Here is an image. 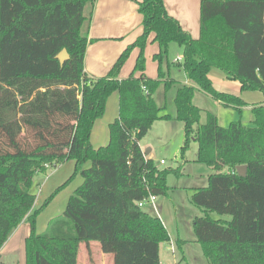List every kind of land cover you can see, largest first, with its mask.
Here are the masks:
<instances>
[{
	"label": "trees",
	"instance_id": "1",
	"mask_svg": "<svg viewBox=\"0 0 264 264\" xmlns=\"http://www.w3.org/2000/svg\"><path fill=\"white\" fill-rule=\"evenodd\" d=\"M95 1L0 0V251L25 221L26 264H79L82 243L92 241L112 251L113 264H162L168 228L139 202L167 195V176L180 169L160 168L145 157L140 142L155 121L175 118L184 123L183 152L197 141L196 161L214 169L208 185L191 195L203 210L194 231L205 256L210 264H264V105L252 108L254 125L236 121L225 127L212 112L200 124L203 109L194 103L197 86L224 106L247 105L215 87L213 69L239 80L243 91L264 92V0H202L199 38L168 12L164 0H141L143 33L101 77L85 70L91 40L82 34L85 6ZM152 34L160 46L157 78L144 73ZM173 43L183 48L179 63L196 86L179 84L162 69ZM134 48V71L121 80ZM64 49L69 57L62 61ZM162 83L166 90L178 85L176 116L161 114L154 98ZM114 92L120 94L119 116L110 124L109 143L95 148L94 125ZM66 160L76 161L73 175L35 208V176ZM240 165L247 166L245 174ZM77 175L83 182L63 214L39 233L37 217ZM184 242L177 239L180 249Z\"/></svg>",
	"mask_w": 264,
	"mask_h": 264
},
{
	"label": "rangeland",
	"instance_id": "2",
	"mask_svg": "<svg viewBox=\"0 0 264 264\" xmlns=\"http://www.w3.org/2000/svg\"><path fill=\"white\" fill-rule=\"evenodd\" d=\"M173 46L174 47H171L168 55L164 58L163 70L166 72L171 71L173 77L177 80H183L186 77L183 67L180 63H174V57H182V54L179 52L182 47L176 43H174ZM221 75L223 76L222 79L216 78L215 82L222 87V89H226L229 86L225 83L230 84L231 88H233V85L239 84L241 88L239 80L228 78L223 74ZM191 84L196 86L194 82H191ZM176 85L177 84H174L173 87H178V85ZM174 88L172 90H174ZM157 90L156 99L158 102L163 105L167 103V111H173L169 112L176 116V106L171 93L168 94V92L164 90V85L162 84ZM195 95H197L195 98L197 97L198 105L204 109L200 122V124H202L206 121L209 111L218 114L219 110L218 107H216L218 106V100L201 89H199V91L196 89ZM243 97H245V100L249 101L251 105L257 106L264 102V92L261 90H245ZM111 110L112 108L110 107V116L112 114ZM226 114L227 120L224 125L225 127H229L236 121L242 122L246 126L254 125L251 110L240 111L229 109L226 111ZM198 126L199 124L196 127ZM184 142V123L175 118L171 120L159 119L155 121L147 135L141 140L144 151L148 148L153 149V151H150L148 154V157L153 159L158 166L160 165V168L164 169L171 167L180 169L179 174L174 172L168 174L167 183L170 186L169 192L167 195L158 196L156 201L157 206L161 204L158 209H160V213H162V217L171 237L169 242H164L161 245L162 264H210L204 254L202 245L196 241V234L194 231V219L197 216H201L203 210L191 201V195L195 188L208 185V176L210 173L214 172V170L207 164L196 161L199 148L197 141L191 140L189 147L183 152L182 146ZM162 159L165 160L164 164L160 163ZM50 167H52V165ZM57 167H60V165ZM54 169L55 167L53 166L47 173L49 174ZM72 172L73 166L64 163V165L58 169V172L48 179L45 184L41 187L36 186L35 192L37 194V201L35 203V208L42 206L45 199L59 185L67 181ZM46 174L41 173L40 176L46 179ZM80 180V175L75 176L72 183H70V188L62 190L61 193L56 196L55 200L39 214L37 217V231L39 233L47 229L52 219L63 214L69 193H71L75 187H79ZM152 207V203H146L144 209L148 211L151 210ZM212 216L216 218L222 217L224 219L231 218L230 215H220L216 212H213ZM27 228L30 229V224L22 222L13 229L10 236H12L13 232L17 229H20V236H22L24 235L23 231ZM10 236V240L6 242L1 249L0 264H26L25 236H18L16 238ZM179 238L185 240L182 249L176 244ZM172 247L174 248L172 249ZM79 264H113V253L101 242H93L88 245L84 243L79 254Z\"/></svg>",
	"mask_w": 264,
	"mask_h": 264
},
{
	"label": "crops",
	"instance_id": "3",
	"mask_svg": "<svg viewBox=\"0 0 264 264\" xmlns=\"http://www.w3.org/2000/svg\"><path fill=\"white\" fill-rule=\"evenodd\" d=\"M139 1L141 0H96L95 2H88L86 4L85 10H84L86 20L82 27V34L84 36H87L88 39L91 40L87 46V51L85 55V70L89 75L94 76V77H101V76L107 75L111 71L113 66L115 65L119 56L124 52V50L129 45L133 44L137 40V38L143 33V30H144L143 15L138 10ZM164 2H165L168 12L180 21L183 28L186 31H188L193 36V38H199L201 35V2L202 0H164ZM153 38H154V34L150 36L149 42L145 49L146 69L144 70V73L149 78H157L159 76V61L156 60L154 56L160 51V46H159V43L154 41ZM173 44L170 45L169 51L171 47H174ZM179 52L180 54H182V57L180 56L174 57V61H175V62L173 61L174 63H179L182 61L183 48H180ZM138 55H139V48H135L131 52L129 58L123 65L122 69L120 70L119 79L121 80L127 79L133 73L136 62H137ZM163 64H162V69H163ZM165 73L167 75V78L170 77V78L176 79L175 77H173L171 71L170 72L165 71ZM221 74L225 75L224 73L218 71L217 69H213L210 73V77L212 78L215 87L220 91H225V92H229V93L241 96L245 100V97H243L244 91L240 88L239 84L233 85L232 86L233 88H231L230 84L225 83L229 86L226 89H222V87H220L215 82L216 78L222 79L223 76ZM140 75H141L140 71H137L135 73L136 77H139ZM177 81L179 82V84H191V81L187 78V75L183 80L181 79ZM162 85L164 84L162 83ZM173 88L174 87L172 86L170 87L169 90H166L164 86V90H166L168 94L171 93V96L174 100L178 87L172 90ZM196 89H198L199 91V88L197 86H196ZM156 96H157V92L155 93L154 98L157 104L160 107L164 108L161 114L169 113L172 115L173 113H170V112H173V111H170V110H169L170 112L167 111V103H165L164 105L162 103H159L158 100L156 99ZM195 96L197 95H194L195 105L202 108L200 105H198L197 97L195 98ZM119 103H120V94L119 92H114L108 99L105 115L102 118L98 119L94 125L93 132L91 135V142L95 148L105 146L109 143L110 124L119 116V105H120ZM217 103H218V106L216 107H218L219 111H218V114L216 115L219 118L223 126L225 125L226 120H227L226 119L227 110L236 109L240 111H244V110L252 111V108L256 106V105H251L249 101H246L247 105L243 107H234V106L227 107V106H224L219 100L217 101ZM259 105H264V102H262ZM110 107L112 108L111 116L109 114ZM234 118H235V115H234ZM253 120H254V116L252 118V121ZM141 147H142V144H141ZM142 149L145 154L143 147ZM152 151L153 149H151V152ZM148 154H145L146 158H149ZM64 163H68L73 166V172L71 174L72 176L76 168V161L66 160L64 162L54 164L53 166L55 167V169L51 171L49 174L47 172H46L47 174L44 173L47 175L46 179H43L40 176L41 173L37 174L34 178V187L36 186L41 187L43 184H45L48 181V179H50L52 176H54L55 173L58 172V169L62 165H64ZM58 165H60V167H57ZM87 165H90V164L88 163ZM52 167H49L48 170H50ZM71 176H69V178ZM82 182H83V178L81 176L80 184H82ZM70 186L71 184H68L63 190L70 188ZM75 189L76 187L71 191V193H69V197L74 192ZM34 191H36L35 188H34ZM59 193H61V191ZM36 197H37V194H36ZM36 201H37V198H36ZM156 201H157V197H156L154 204H152L153 205L152 209L148 211L152 214H156L160 216L162 220L164 221L162 217V213H160V209H158V207L161 206V204L157 206ZM19 230L20 229L15 230L13 232V235L10 237L16 238L20 236ZM23 234L24 235L22 236H25V238H27L30 235V229L27 228L25 231H23ZM9 240L10 238H8V241ZM90 243H93V241ZM83 244L84 243H82V245ZM162 244L163 243H161V245ZM176 244H177V241H176ZM85 245H88V244L85 243ZM160 258H161V246H160ZM161 263H162V259H161Z\"/></svg>",
	"mask_w": 264,
	"mask_h": 264
},
{
	"label": "water",
	"instance_id": "4",
	"mask_svg": "<svg viewBox=\"0 0 264 264\" xmlns=\"http://www.w3.org/2000/svg\"><path fill=\"white\" fill-rule=\"evenodd\" d=\"M68 57H69V53H68L67 49H64V50L59 54V58H60L62 61L66 60ZM150 151H151V148H148V149L145 151V154H148ZM246 170H247V166H246V165H240V166H238V171H239L241 174H245V173H246Z\"/></svg>",
	"mask_w": 264,
	"mask_h": 264
},
{
	"label": "built area",
	"instance_id": "5",
	"mask_svg": "<svg viewBox=\"0 0 264 264\" xmlns=\"http://www.w3.org/2000/svg\"><path fill=\"white\" fill-rule=\"evenodd\" d=\"M179 59H181V58H179ZM160 162H161V164H164L165 163V160L162 159ZM155 200H156V196L155 195H150L148 198L141 200L139 202V205L140 206H145L146 203H152V204H154ZM172 249H173V247H172Z\"/></svg>",
	"mask_w": 264,
	"mask_h": 264
}]
</instances>
